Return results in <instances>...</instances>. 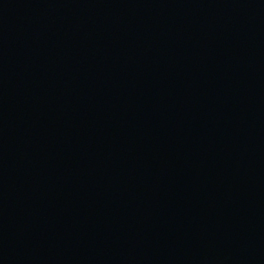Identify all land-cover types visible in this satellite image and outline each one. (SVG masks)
<instances>
[{
  "label": "water",
  "instance_id": "water-1",
  "mask_svg": "<svg viewBox=\"0 0 264 264\" xmlns=\"http://www.w3.org/2000/svg\"><path fill=\"white\" fill-rule=\"evenodd\" d=\"M0 264H264V0H0Z\"/></svg>",
  "mask_w": 264,
  "mask_h": 264
}]
</instances>
